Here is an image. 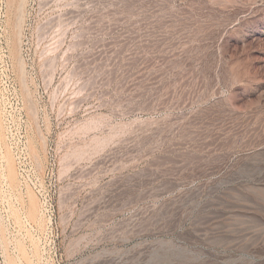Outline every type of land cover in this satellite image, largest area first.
<instances>
[{
  "label": "rangeland",
  "instance_id": "374dc122",
  "mask_svg": "<svg viewBox=\"0 0 264 264\" xmlns=\"http://www.w3.org/2000/svg\"><path fill=\"white\" fill-rule=\"evenodd\" d=\"M0 264H264V0H0Z\"/></svg>",
  "mask_w": 264,
  "mask_h": 264
},
{
  "label": "bare ground",
  "instance_id": "6f19581e",
  "mask_svg": "<svg viewBox=\"0 0 264 264\" xmlns=\"http://www.w3.org/2000/svg\"><path fill=\"white\" fill-rule=\"evenodd\" d=\"M99 128H100V123L97 120L90 118L86 120L84 123L78 124L76 128H74L75 130L72 133V136L86 137V136L92 135L95 131L98 132ZM109 142H110L109 138L93 136L92 138H90V141H89V146H88V148L90 149L89 151L92 152L93 154L100 153L107 147ZM84 154H85V151L83 150H74L73 152H71V154L64 155V157L62 158V161H66L69 158V156L79 159ZM65 168H66V165H65Z\"/></svg>",
  "mask_w": 264,
  "mask_h": 264
}]
</instances>
